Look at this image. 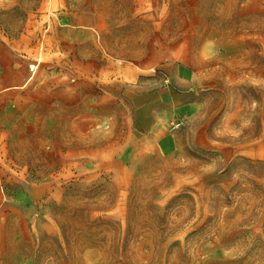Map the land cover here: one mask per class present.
Wrapping results in <instances>:
<instances>
[{
    "label": "rangeland",
    "instance_id": "obj_1",
    "mask_svg": "<svg viewBox=\"0 0 264 264\" xmlns=\"http://www.w3.org/2000/svg\"><path fill=\"white\" fill-rule=\"evenodd\" d=\"M263 163L264 0H0V264H264Z\"/></svg>",
    "mask_w": 264,
    "mask_h": 264
},
{
    "label": "crops",
    "instance_id": "obj_2",
    "mask_svg": "<svg viewBox=\"0 0 264 264\" xmlns=\"http://www.w3.org/2000/svg\"><path fill=\"white\" fill-rule=\"evenodd\" d=\"M173 105L174 108L172 111V115L170 117L171 120L175 119V120H180V118L188 115L190 113V111L192 110V105L190 104H182L180 102H177L175 100H172L171 98V103ZM167 116V115H165ZM165 118V117H164Z\"/></svg>",
    "mask_w": 264,
    "mask_h": 264
},
{
    "label": "bare ground",
    "instance_id": "obj_3",
    "mask_svg": "<svg viewBox=\"0 0 264 264\" xmlns=\"http://www.w3.org/2000/svg\"><path fill=\"white\" fill-rule=\"evenodd\" d=\"M32 69H35V67H32Z\"/></svg>",
    "mask_w": 264,
    "mask_h": 264
},
{
    "label": "built area",
    "instance_id": "obj_4",
    "mask_svg": "<svg viewBox=\"0 0 264 264\" xmlns=\"http://www.w3.org/2000/svg\"><path fill=\"white\" fill-rule=\"evenodd\" d=\"M175 128H177V126H175Z\"/></svg>",
    "mask_w": 264,
    "mask_h": 264
},
{
    "label": "trees",
    "instance_id": "obj_5",
    "mask_svg": "<svg viewBox=\"0 0 264 264\" xmlns=\"http://www.w3.org/2000/svg\"><path fill=\"white\" fill-rule=\"evenodd\" d=\"M264 164V163H263Z\"/></svg>",
    "mask_w": 264,
    "mask_h": 264
}]
</instances>
